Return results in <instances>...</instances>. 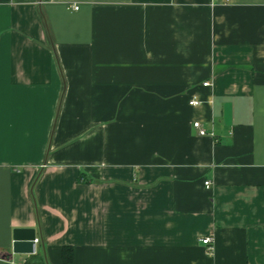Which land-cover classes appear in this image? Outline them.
Returning <instances> with one entry per match:
<instances>
[{
  "label": "crops",
  "instance_id": "1",
  "mask_svg": "<svg viewBox=\"0 0 264 264\" xmlns=\"http://www.w3.org/2000/svg\"><path fill=\"white\" fill-rule=\"evenodd\" d=\"M35 256L264 264V0H0V264Z\"/></svg>",
  "mask_w": 264,
  "mask_h": 264
},
{
  "label": "water",
  "instance_id": "2",
  "mask_svg": "<svg viewBox=\"0 0 264 264\" xmlns=\"http://www.w3.org/2000/svg\"><path fill=\"white\" fill-rule=\"evenodd\" d=\"M35 235L31 228H15L12 232V252L33 254L35 252Z\"/></svg>",
  "mask_w": 264,
  "mask_h": 264
},
{
  "label": "built area",
  "instance_id": "3",
  "mask_svg": "<svg viewBox=\"0 0 264 264\" xmlns=\"http://www.w3.org/2000/svg\"><path fill=\"white\" fill-rule=\"evenodd\" d=\"M74 9H77V5L74 6ZM203 86H207L209 85V83L207 81L203 82L202 83ZM199 103V100H197L196 98H192L190 101H189V104L190 105H197ZM193 126L197 129V132L199 135H204L206 134V131L200 126V124L198 122H193ZM210 184L211 182L209 180H205L203 182V185L206 187V188H209L210 187ZM36 239H34V243H36ZM201 242L203 244H209L211 242V238L210 237H204L201 239Z\"/></svg>",
  "mask_w": 264,
  "mask_h": 264
},
{
  "label": "trees",
  "instance_id": "4",
  "mask_svg": "<svg viewBox=\"0 0 264 264\" xmlns=\"http://www.w3.org/2000/svg\"><path fill=\"white\" fill-rule=\"evenodd\" d=\"M61 256L64 262L68 263L72 260L73 257V252H72V248L70 246H63L61 248ZM35 261L37 264H39V262H41V259L39 256H35Z\"/></svg>",
  "mask_w": 264,
  "mask_h": 264
}]
</instances>
